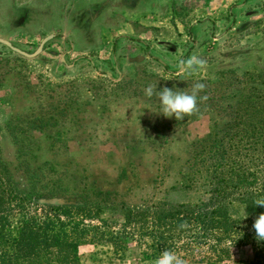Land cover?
Wrapping results in <instances>:
<instances>
[{"label":"rangeland","instance_id":"374dc122","mask_svg":"<svg viewBox=\"0 0 264 264\" xmlns=\"http://www.w3.org/2000/svg\"><path fill=\"white\" fill-rule=\"evenodd\" d=\"M130 1L0 0V39L32 53L53 36L32 59L0 45V162L12 186L30 198L29 215L52 214L44 209L49 201L70 206L84 225L118 230L126 243L121 252L83 244L80 264L159 257L149 249L152 226L126 225L121 213L145 218L151 205L205 200L180 187L191 145L213 121L221 125L236 78L249 83L243 74L253 73L264 87V0ZM191 55L207 68L189 76L178 61ZM194 82L205 84L200 95L208 100L182 121L165 117L158 98L144 94L150 83L190 91ZM89 209L95 217L83 215ZM230 212L242 217L238 204ZM169 234L163 247L205 264V246L184 250L185 240ZM254 259L249 247L237 246L220 264Z\"/></svg>","mask_w":264,"mask_h":264},{"label":"trees","instance_id":"16d2710c","mask_svg":"<svg viewBox=\"0 0 264 264\" xmlns=\"http://www.w3.org/2000/svg\"><path fill=\"white\" fill-rule=\"evenodd\" d=\"M243 75L249 83L235 79L236 89L230 95L233 102L227 106L231 112L226 113L227 108L222 107V117H218L221 125L213 121L207 137L191 145L183 163L180 187L204 194L206 199L174 207L151 205L145 218L129 210L121 213L126 225L146 222L152 226L149 249L153 252L167 249L163 241L172 232L176 239L185 240L180 245L184 250L205 246L208 256L201 261L205 264H220L230 257V248L237 246L249 247L255 258L237 264H260L257 257L264 256V241L257 240L252 226L264 213V206L253 202L264 198V87L256 85L253 73ZM25 171L35 174L28 166ZM27 179L30 182L31 178ZM98 195L109 198L114 193ZM51 203L44 209L52 214L44 211L41 217L29 215L30 198L12 186L9 172L0 162V264H80L78 248L86 243L107 244L114 252L125 249L120 231L84 225L74 215L76 209ZM234 204L241 206L242 217L231 214ZM92 211L82 213L95 217ZM185 222L188 227L181 228Z\"/></svg>","mask_w":264,"mask_h":264},{"label":"clouds","instance_id":"9594fccd","mask_svg":"<svg viewBox=\"0 0 264 264\" xmlns=\"http://www.w3.org/2000/svg\"><path fill=\"white\" fill-rule=\"evenodd\" d=\"M178 68L181 72L191 76L207 68V60L197 55H191L186 59L178 61ZM205 84L194 82L191 90L170 89L164 87L157 90L156 84H149L144 89L145 96L151 98L156 96L161 105V114L165 117H175L177 121L184 120L185 117L192 116L199 111V103L208 100L207 95H200L205 90ZM255 205L264 206V198H258L253 201ZM247 218V215L245 219ZM187 222L181 225V228H187ZM256 233L258 241H264V213H261L254 221L252 226ZM151 264H190V260L175 250L165 249Z\"/></svg>","mask_w":264,"mask_h":264},{"label":"water","instance_id":"95a60500","mask_svg":"<svg viewBox=\"0 0 264 264\" xmlns=\"http://www.w3.org/2000/svg\"><path fill=\"white\" fill-rule=\"evenodd\" d=\"M51 39V36H47V37H44L40 42L39 44L37 45V47L35 48V50L32 52V53H26L24 51H21L17 48H15L14 46H12L9 42L3 40V39H0V45H3L4 47L8 48L11 52L23 57V58H26V59H32L34 58L37 54H39L42 50V47L43 45L49 41Z\"/></svg>","mask_w":264,"mask_h":264},{"label":"crops","instance_id":"0c3cea01","mask_svg":"<svg viewBox=\"0 0 264 264\" xmlns=\"http://www.w3.org/2000/svg\"><path fill=\"white\" fill-rule=\"evenodd\" d=\"M132 1H141V0H131V1L128 2V3L130 4ZM126 3H127V2H126ZM128 3H127V4H128ZM128 6H129V5H128ZM125 8H126V6H125ZM127 8H128V7H127ZM17 25H19V24H17ZM20 25H22V27H25V23H23V22H22V24H20ZM131 27H132V26H131ZM64 32H65L64 34L67 36V34H68L67 31H64Z\"/></svg>","mask_w":264,"mask_h":264},{"label":"flooded vegetation","instance_id":"af4514ba","mask_svg":"<svg viewBox=\"0 0 264 264\" xmlns=\"http://www.w3.org/2000/svg\"><path fill=\"white\" fill-rule=\"evenodd\" d=\"M9 1V0H8ZM51 38H53V36H51ZM114 44V43H113ZM113 48V45H112ZM112 50V49H111ZM111 63L114 65V61L112 60Z\"/></svg>","mask_w":264,"mask_h":264}]
</instances>
